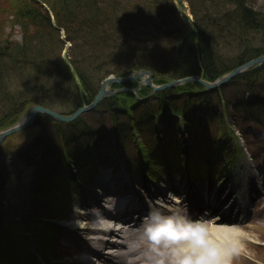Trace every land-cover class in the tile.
Masks as SVG:
<instances>
[{
  "label": "trees",
  "instance_id": "obj_1",
  "mask_svg": "<svg viewBox=\"0 0 264 264\" xmlns=\"http://www.w3.org/2000/svg\"><path fill=\"white\" fill-rule=\"evenodd\" d=\"M190 2L194 4L193 0ZM230 2L234 9L222 14L220 20L210 24L208 20L202 25L199 22L198 34L189 32L183 38L178 37L177 39L174 37L175 33L171 36L167 33L170 31L156 30L157 27L159 29L161 21H155V16L151 15L152 7L139 0H59L53 4L47 0L45 3L53 10L59 29H64L67 39L76 44L78 55H69L71 56L70 61L60 58L61 48L57 57H53L50 46L45 41L57 40L63 45L60 31L51 28L53 23L48 12L42 20L38 17V12L42 10L40 4L33 2L35 8L26 12L19 7L16 17L17 24L20 26L19 31L23 36L22 42L16 43L14 34L6 35L5 30L0 29V86L3 82L6 86H3V89L0 87V130L14 124L26 107L34 103L42 104L62 114H70L84 101L91 102L99 92L104 79L110 75L125 76L138 68L145 67L154 70L159 66L163 67L159 75L179 78L191 75L192 72H202L199 68L191 67V62L196 58L194 62L197 63L198 58L202 59L204 77L213 80L239 64L263 54L264 10L258 9L256 3L250 0H230ZM124 12L125 16L120 15ZM227 25L235 30L230 41L234 56L219 60L208 57L211 53H216V46H214L215 50H212L208 46H201L202 42L205 41V45L210 42L216 43V39L222 44L219 47L226 45L228 40L224 33ZM136 27H138V32H143L148 39L144 43L138 44L140 39L134 31ZM212 36H214V42L210 41ZM149 41L151 42L147 44ZM171 41L178 43L176 55L172 58V64H169L174 68L173 71L169 65L160 66V62L153 61L159 55L155 48H160L164 43ZM144 44L147 45L144 46ZM147 47L150 49H144ZM51 48L53 50V45ZM210 50H212L211 53ZM172 55L169 56L172 57ZM169 61L171 62V59ZM163 63H166V60H163ZM33 64L42 67L36 71L37 66H32ZM28 69L32 70L33 81L23 83L26 85L18 86V89H12L10 80L7 79L16 78L21 73H26L25 70ZM232 82L239 86L233 89L238 91L237 93L250 90L254 94L264 95V65L240 75ZM177 91L173 90L171 93L175 94ZM81 92L83 96L79 97ZM122 96L125 99L115 97L108 105L112 109H115L117 105H124L126 108L122 113H119L117 109L114 111V115H117L114 119L122 122L116 124L117 128L119 125L128 126L127 124L131 122L129 117H132L133 113L128 109L129 105L136 111L144 110L142 102L134 98L131 103V95L124 93ZM87 115L93 116L92 114ZM122 116L129 117L125 119ZM39 119L43 129L33 140L31 147L36 150V153H41L40 157L39 155L29 157L21 151H11L13 157L8 163L4 147L0 148V241L3 237H8L13 233L10 227L3 229V218L11 212L21 216L23 218L21 223L29 227L30 231L35 232V226L38 231L39 224H46L44 219L47 216L39 212L41 207L43 209L42 205L46 204V200H42L41 205L38 196L45 195L57 176L60 179L64 178L67 163H73L76 158L72 157L74 155L70 151L72 147L78 146V151H82L84 147L88 151L95 150L105 143L107 145L102 146L112 147L114 145L112 140L117 135L101 137L99 132H89L88 126L91 124L87 122L82 124L79 130L80 120L69 124L68 127L45 115L40 116ZM247 119L252 118L247 117L245 120ZM261 124L262 122H257V125ZM82 133L87 134L84 140L81 139ZM97 137L101 141L95 143L94 140H97ZM28 165L38 167L36 181L27 183L15 181L16 172L23 171ZM35 186L36 198L33 197V204L30 199L23 202L28 203L27 210L11 203V198L18 194H34L30 188ZM1 231L6 232V235L2 236Z\"/></svg>",
  "mask_w": 264,
  "mask_h": 264
},
{
  "label": "rangeland",
  "instance_id": "obj_2",
  "mask_svg": "<svg viewBox=\"0 0 264 264\" xmlns=\"http://www.w3.org/2000/svg\"><path fill=\"white\" fill-rule=\"evenodd\" d=\"M42 1L46 2L47 0H42ZM48 1H51V4H53V2L57 3V1L59 0H48ZM139 1L143 4L145 3L148 6L152 7L151 15L155 16V21H161V23L159 24L160 26L159 29L157 27L156 30L160 32H164L165 30L170 31L167 33L168 35H171V36H173L174 35L173 33H175L174 37H176L177 39L178 37H180V39L183 38L189 32L197 33L199 22H200V25H202L204 24V22L207 23V21L210 20L208 21L210 24L211 22L220 20V18L222 17L221 16L222 14H225L226 12L229 13L230 11H232V9H234L232 7V3L230 2V0L229 1L228 0H193V3H194L193 5L191 4L190 0H175L176 3H173V0H139ZM250 1L256 3V7L258 9L264 10V0H250ZM46 6L49 7L48 4H46ZM19 7H21L25 12L28 9L35 8L33 0H0V29L5 30L4 32L6 35L14 34L16 43L22 42L23 40L22 32L19 31L20 26L17 24V17H16L17 10ZM36 9H39V8L36 7ZM124 9H127V8H124ZM38 13H39L38 17L42 20L46 17V14H47L43 7H42V10H40V12ZM124 14L125 12L120 15L125 16ZM49 16H50V19L56 23L55 17L52 11L49 13ZM13 23L15 24L13 25ZM229 25L225 26L224 35L226 36L228 40V43L226 45L219 47L222 44L217 42L216 39L215 41L217 45L216 43H212V42H210V44L205 45V41L202 42L201 46L203 47L208 46L212 50H215L214 46H216V51H215L216 53H211L212 50H210L209 52L211 54L208 55V57L211 56L212 58L214 59L217 58V60H219L222 58L225 59V58L234 56L233 55L234 53L232 52L234 49L232 45L230 44V41L232 40V37L230 35H232L235 30L231 28L232 26H229ZM5 26L6 28L4 29ZM51 28L53 30L58 29L60 31V34H61L60 39H62V42H63V45H61V43L58 42L57 40H52L50 42L45 40L46 43L50 46V51L52 52L53 57H57L58 55L57 53L60 48L62 49L61 56H60L62 60L70 61L71 56L69 55L77 56L78 54L76 50V44L73 41L67 39L66 31L63 29L60 30L59 27L57 28L53 25H51ZM31 31H34V29H31ZM199 39L201 40L200 37ZM179 41L180 40H178V42ZM210 41L214 42V36L211 37ZM7 42H9V40ZM172 42L173 41L166 42L160 48H155V50L157 51L156 53H159V55L161 56V61H160V56L158 55L156 56V58L153 56L155 58L153 59L154 62H160L161 63L160 66L172 64V61H173L172 58L176 55V51H177L176 48L178 47V43H172ZM68 44H70V46ZM51 45H53V50L51 48ZM14 46L17 47V45H14ZM144 49L149 50L150 48L147 47ZM170 54H173L172 57L169 56ZM170 59H171V62L169 61ZM163 60H166V63H163ZM194 61H196V58L193 60V62H191L192 68L197 67V63H195ZM145 62H148V61H145ZM67 63L70 65L69 62ZM32 66H37V65L33 64ZM256 66H258V64ZM41 67L37 66L35 70L38 71L41 69ZM161 69H163V67L157 66L156 68H154L155 72L157 73H162ZM170 69L173 71L174 68L170 66ZM251 69H253L252 66L246 68V70H251ZM25 72L26 73H21L16 78L10 77L9 79H7L8 81L10 80L9 83L12 89L13 88L18 89L17 88L18 86L26 85L23 83H27V82L30 83L33 81L32 70L28 69V70H25ZM5 83L9 85L8 82H5ZM3 86H4V82L1 83V86H0L1 89H3L2 88ZM111 87L112 86H109L108 89L111 90ZM80 95L82 97L83 93L81 92L79 94V97ZM237 119H236V123H241V121ZM84 120L88 121L86 117L84 118ZM215 126H216V129L222 133V129L220 126H218V123L211 122V124H209L210 129L208 130L209 135L206 134L205 136L206 138H208V143L211 145L212 148L219 143L218 137L215 135L217 134L215 133V129H214ZM39 132H40V127L34 124L30 126L29 128L22 130L20 132H17L14 135L8 137L3 144V147H4L3 150H4V153L6 154L5 156L6 159L9 157L10 154H8V152H10L11 150H18V149L24 150L25 148H27L26 145L31 144L33 140L37 138ZM236 133H238L237 130H236ZM162 138L164 139V141H166L165 136H162ZM174 140L179 144L177 137H175ZM239 140L242 142L243 146L247 147L248 143L245 142L242 139V137H240ZM150 141H152V138H150ZM176 142H174L175 152L173 154H169L171 155V162L169 164L172 169L174 168L173 170H175V168L178 165H181V168H183V164H184L183 162L184 157L181 155V152L177 150L179 145H177ZM158 144L160 145L159 142ZM165 144L168 145V142L166 141ZM32 150L34 149L31 148V152ZM137 155L138 154H136L135 156ZM164 156L165 155L163 151L156 150L154 153H151V157L148 158L146 163L149 167L151 165V167L153 168L152 170L154 171L155 169L160 168L161 166L167 164L165 160L166 157L164 158ZM101 157H106L108 160L115 161L113 154H109L108 152L104 151L98 154L96 157L92 159H88L86 163L92 164V162L94 161L97 162L98 160H100ZM127 159H129L127 160L129 166H132V161L130 160V158L127 157ZM135 162L140 163V160L135 159L133 163V166L140 167V164L135 165ZM76 169L79 172V169L78 168ZM135 169L139 173V169L138 168H135ZM29 171L30 169H28L25 172L23 171L19 173L16 176L15 181L17 180V182L20 183L19 179H22V181H25V180L28 181L32 179ZM77 171H74L76 172V175L73 176V179L75 178L77 180V178H79V181L81 182V177L79 176ZM80 174L84 178L87 175L83 172H81ZM66 179L68 180V182L71 181L70 180L71 178L68 175ZM62 182L63 181L59 182V184L56 186H54L55 185L54 184L53 187L49 189L50 191L48 190L45 195L41 194L42 195L41 200L43 201L46 200V204L42 205L41 203V205L43 206V209L41 207V210L44 211L43 213L48 214L52 217L49 220L53 224H47L43 226L42 224H39L38 231H37V227L35 226V231L37 232L35 233V235L29 234L27 236L29 237V240L27 242L23 241L22 239L15 240L14 235L3 237L2 241H0V250H2L4 253L3 256L2 254H0V256L5 258L2 260L3 264H71V261L72 260L75 261V259H77L80 262L81 258L86 257L84 251L87 248H92L90 246L92 242H85L81 238V236H79V234L73 233V230L71 229L69 230L70 224L75 222L77 219H79L78 226H86L87 228V229L81 230V232H85L81 234H83L84 236H88V237H90V235H94V236L101 235L102 236L101 232L94 231L92 229L94 226V223H98L97 221H95L94 215L84 216L79 213V209H78L79 207L77 206L78 204L77 202H79V199L83 198L82 196H80V194H83V189H81L80 187L75 188L76 185L74 183H72V185L71 183H68L69 188L64 187V186L62 187V184H61ZM86 186L89 187V184H87ZM20 188L21 187H19V189ZM31 189L32 188H30V191ZM85 195H86V192H85ZM38 198L40 197L38 196ZM27 199H30L31 204H33L32 197L29 194H18L17 196L11 198V203L14 204L16 207L21 206L27 210L28 203H23ZM86 206H90V209L93 211V214L96 213V210L94 208L95 205L90 203ZM251 221H252V224L250 225V228L244 230L247 234L246 247L244 251L238 257L235 258L234 262H238L237 264H263L264 263V251L254 247L253 245L247 244L248 241L250 240L264 244V213L263 211H260L258 214H256L252 218ZM3 223L5 225L3 229H5L6 227L13 226L15 233L18 234L19 229L17 227H20V225L17 224V222L12 221L9 214L5 215L3 219ZM63 229H66V232ZM1 233H2V236L6 235V232L3 233V231H1ZM35 251L41 254V258L35 254ZM42 256L46 260V262L44 261ZM247 258L251 260L249 261L247 260ZM92 260L94 261V263L92 261L91 264H97V261H95L96 259L92 258Z\"/></svg>",
  "mask_w": 264,
  "mask_h": 264
},
{
  "label": "clouds",
  "instance_id": "obj_3",
  "mask_svg": "<svg viewBox=\"0 0 264 264\" xmlns=\"http://www.w3.org/2000/svg\"><path fill=\"white\" fill-rule=\"evenodd\" d=\"M158 201L132 229L127 243L139 264H234L246 247L240 224L217 222L211 215L194 216L187 203ZM114 207V205H113Z\"/></svg>",
  "mask_w": 264,
  "mask_h": 264
},
{
  "label": "water",
  "instance_id": "obj_4",
  "mask_svg": "<svg viewBox=\"0 0 264 264\" xmlns=\"http://www.w3.org/2000/svg\"><path fill=\"white\" fill-rule=\"evenodd\" d=\"M261 61H264V57L263 58H259L253 62H251V64H254V63H259ZM241 69H236L235 71H233L231 74H229L227 77L223 78L220 82H218L217 84L215 85H210L209 83H205L203 82V85L206 86V87H214V86H218L220 85L221 83L231 79L233 76H235L237 73L240 72ZM146 72H139L136 76H133V75H128V76H125V77H121V78H116V77H113V78H109L108 80H106L102 86V89L99 93V95L96 97V99L88 106L86 107H82V108H79L75 113L71 114V115H63V114H60L50 108H47V107H43V106H39V105H36V106H33L31 107V113L30 115L28 116V118L24 121H21L19 123H17L16 125L12 126V127H9L8 129L6 130H3L0 132V145L1 143L3 142L4 139H6L8 136L20 131V130H23L25 128H27L28 126H30L34 121H35V118L36 116L39 114V113H44L46 115H48L49 117L57 120V121H62V122H70V121H73L75 120L78 116H80L83 112H86V111H89L91 109H93L97 103L103 98L106 96V94H109V91L107 90V85L109 82H119V83H124V82H128V81H134V80H138V79H141L143 78L145 75ZM189 81H200V78L197 77V76H192V77H189V78H186L184 80H181V81H171L170 83H167V84H164L163 86L161 87H157L155 85H153L152 83V75L151 73L149 72V75L148 77L143 81L147 86L149 87H152V89L154 91H157V90H163L165 88H169V87H173L175 85H178L180 84L181 82H189ZM130 92H135V90H132V89H128ZM138 90V88L136 89V91Z\"/></svg>",
  "mask_w": 264,
  "mask_h": 264
},
{
  "label": "bare ground",
  "instance_id": "obj_5",
  "mask_svg": "<svg viewBox=\"0 0 264 264\" xmlns=\"http://www.w3.org/2000/svg\"><path fill=\"white\" fill-rule=\"evenodd\" d=\"M138 68V67H137ZM135 72H146V74L145 75H149V72L151 73V75L152 76H158L159 75V73H157V72H155V70H153V69H147V68H138L137 70H134ZM134 71H132V72H130L131 74H133L134 73ZM115 75V74H114ZM111 77H113L112 75H110ZM153 85H154V83H152ZM126 87L127 88H132L130 85H126ZM115 88V90L117 91V92H123L124 91V89L122 88V87H119V86H115L114 87ZM250 109L253 111H261L262 112V109L258 106V105H254V107H250ZM141 175L142 176H145V173H143V172H141ZM107 180H110V179H107ZM112 183H115V182H112ZM116 183H121L120 181H118V182H116ZM164 185H166L165 183H163L162 184V186H164ZM195 188V187H194ZM159 192H157V193H155L154 195H153V198H152V201L153 202H155L156 201V203L158 202V201H160V199H163V198H165V195L163 194V195H161L160 196V194H158ZM168 201V200H167ZM244 201H246V200H244ZM174 202V201H173ZM168 203H169V201H168ZM140 205V204H139ZM132 206V205H131ZM229 207H231V206H229ZM228 207V208H229ZM145 207L143 206V205H141L140 206V210L142 211L143 209H144ZM192 209H194L193 207H191ZM128 212H130V211H127L126 212V214L128 213ZM229 214L231 215L232 213L231 212H229ZM127 219V218H126ZM220 219V217H218V220ZM217 220V221H218ZM78 221H79V219H77L75 222H73L72 224H71V226H76L77 224H79L78 223ZM135 223V221H130V222H128V224H130L129 226L131 227V226H133L132 224H134ZM138 222L136 221V223H135V225L137 224ZM99 227H96V226H94V228L93 229H95V230H98V231H102V233H104L105 234V238L102 240V239H100L101 241H102V243L103 244H105L106 243V241H104V240H109V241H112L113 242V244H112V255H113V257H116V259H112V258H110L108 261H107V263L106 264H139V262L138 261H134V260H129L127 257H130V256H132V255H134L135 253H133V252H130L128 249H129V244L127 243V241H126V244H125V246H123L122 245V242L119 240V236L123 233L122 232V230H121V228L120 227H115V228H111L110 226H107V224L105 223H100V224H97ZM125 232V234L123 235V237L125 238V239H127V240H129L130 238H132V236L134 235L133 233H132V229H129V230H125L124 231ZM110 237V238H109ZM115 237V238H114ZM102 244V245H103ZM121 249H125L123 252L122 251H120ZM84 253H85V255H86V257H83V258H81V260H80V263L81 264H91L92 263V258L90 257L91 255H95L94 253H93V250H91L90 248H87L85 251H84ZM96 258L97 259H99L100 258V256H96Z\"/></svg>",
  "mask_w": 264,
  "mask_h": 264
}]
</instances>
